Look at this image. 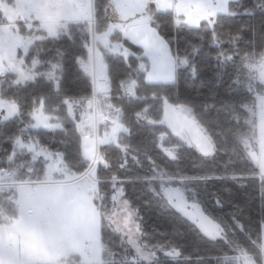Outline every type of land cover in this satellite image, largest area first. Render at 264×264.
<instances>
[{
    "label": "snow or ice",
    "instance_id": "1",
    "mask_svg": "<svg viewBox=\"0 0 264 264\" xmlns=\"http://www.w3.org/2000/svg\"><path fill=\"white\" fill-rule=\"evenodd\" d=\"M256 10L264 26V0H0V264H264ZM211 52L227 94L191 105L180 85ZM239 189L257 215L208 211ZM145 208L172 231L147 233Z\"/></svg>",
    "mask_w": 264,
    "mask_h": 264
},
{
    "label": "trees",
    "instance_id": "2",
    "mask_svg": "<svg viewBox=\"0 0 264 264\" xmlns=\"http://www.w3.org/2000/svg\"><path fill=\"white\" fill-rule=\"evenodd\" d=\"M244 3L247 5L249 10H252L254 8V5L257 3V0H244ZM256 15V26L259 31H264V26L261 25V15L258 13ZM249 18L247 16H242L240 20H248ZM238 24L240 21L237 22ZM237 25H229L225 28V31H231L233 30ZM172 37L174 40V43H179L181 47L184 46L185 40H193L195 41L197 38L192 37L187 34H177L175 30L172 32ZM250 34H246V39H249ZM258 39V38H257ZM209 49H205V52H208ZM216 52H211V62L210 63H202L201 64V72L200 77L198 80L193 81L191 84H184L183 82L180 85V92L181 94L187 99V102L191 105H202L207 101L208 103H212L211 98L213 96H218L220 98H223L227 93L225 92V89L223 87H220L218 83L216 82V75H217V64H216ZM197 60L200 59L199 56L196 57ZM220 71H227L229 74L231 73V67L228 68H221ZM67 80L65 81V87L67 89L74 88L76 85V75H75V69L69 67L67 72ZM215 113H213V116ZM15 131V126H9L4 127L3 129H0V134H11ZM38 131L40 134L36 136L38 140H40L45 146H50L53 150L56 149H63L65 145L60 143V139L57 137L56 133H47L45 130H34ZM141 139V134L137 135V142H139ZM185 164H188L189 161H184ZM220 187L219 184H216L215 186L209 185L208 192L209 194L212 191H215ZM128 195L135 199V195L129 189ZM239 205L240 207H244L245 205H248L250 208V214L252 216H255L259 213L261 208V202L259 200L258 194L251 191V190H244L239 189L235 190L232 202L226 204L223 208H218L214 204L210 203L208 206V211L212 215H221V216H227V214L234 211L235 206ZM143 217H144V224L143 227L146 230L147 233H156L157 238H161L162 234L164 233H170L173 228V224L170 223L165 217L160 216L155 210H149L147 208L143 211ZM182 228V226H181ZM183 230V229H182ZM186 251H190V248H186ZM193 264L195 262L193 261Z\"/></svg>",
    "mask_w": 264,
    "mask_h": 264
}]
</instances>
